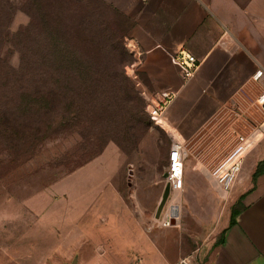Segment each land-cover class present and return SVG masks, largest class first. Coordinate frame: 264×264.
I'll return each mask as SVG.
<instances>
[{
    "label": "rangeland",
    "instance_id": "374dc122",
    "mask_svg": "<svg viewBox=\"0 0 264 264\" xmlns=\"http://www.w3.org/2000/svg\"><path fill=\"white\" fill-rule=\"evenodd\" d=\"M128 26L107 0H0L1 253L32 247L47 252L48 264L74 257L78 264H121L128 242L151 243L164 231L158 247L171 254L176 233L183 249L193 247L191 238L222 215L227 198L216 196V187L206 191L200 171L186 170L181 192H170L154 216L170 142L125 72ZM39 43L88 58L94 87L62 86L50 111L33 107L23 67ZM64 74L63 84L77 85ZM168 213L175 218L163 225Z\"/></svg>",
    "mask_w": 264,
    "mask_h": 264
},
{
    "label": "crops",
    "instance_id": "0c3cea01",
    "mask_svg": "<svg viewBox=\"0 0 264 264\" xmlns=\"http://www.w3.org/2000/svg\"><path fill=\"white\" fill-rule=\"evenodd\" d=\"M107 1L129 24L126 74L150 102L166 104L157 125L170 144L182 143L207 170L230 175L222 215L191 238L193 247L183 249L176 233L167 254L157 243L166 233L154 232L150 243L133 217L137 239L145 240L128 242L121 264H170L193 251L197 264H264V114L257 102L264 0ZM179 50L196 59L187 78L173 60ZM12 251L0 252V264H48L42 249Z\"/></svg>",
    "mask_w": 264,
    "mask_h": 264
},
{
    "label": "trees",
    "instance_id": "16d2710c",
    "mask_svg": "<svg viewBox=\"0 0 264 264\" xmlns=\"http://www.w3.org/2000/svg\"><path fill=\"white\" fill-rule=\"evenodd\" d=\"M34 45L29 48L27 53V67H23L27 69L28 96L33 107L50 111L53 98H56L55 95L59 94L62 86L67 88L68 92H72L74 89L94 87L88 58L85 60V57L78 56V54H75L74 57L64 56V53L58 52V46L55 44L50 46H44L41 43ZM63 73L77 85L63 84L61 82ZM123 78H126L124 74ZM71 102L73 104L74 100L72 99Z\"/></svg>",
    "mask_w": 264,
    "mask_h": 264
},
{
    "label": "built area",
    "instance_id": "2783aa9c",
    "mask_svg": "<svg viewBox=\"0 0 264 264\" xmlns=\"http://www.w3.org/2000/svg\"><path fill=\"white\" fill-rule=\"evenodd\" d=\"M173 60L180 66L182 77L187 78L192 74L193 69L196 67V59L195 57L184 51L179 50L173 56ZM262 77L263 89L258 98V104L262 113L264 114V76L261 73H257V77ZM166 109V104L163 101L156 100V102L151 101L146 106V110L151 120L155 124L160 123V116L163 114ZM186 170H198L201 174L197 176L202 186L206 185L207 187H216L219 192L216 190V196L221 195V200L225 198L226 191L228 189V182L230 179V175L221 176L220 170H210L208 171L205 167H203L197 160H195L192 156H190L184 146L180 142H172L170 144L169 153H168V165L165 176V183L169 184V190L171 193H180L183 185H184V176ZM196 174V172H194ZM194 174V175H195ZM193 175V176H194ZM196 176V175H195ZM206 189V191L210 192ZM195 251L179 258L177 261L170 264H197L195 255Z\"/></svg>",
    "mask_w": 264,
    "mask_h": 264
},
{
    "label": "water",
    "instance_id": "95a60500",
    "mask_svg": "<svg viewBox=\"0 0 264 264\" xmlns=\"http://www.w3.org/2000/svg\"><path fill=\"white\" fill-rule=\"evenodd\" d=\"M169 193H170L169 184L165 183L163 191H162V194H161L160 199L158 201V205H157L156 211H155V215H154L155 218H158L160 216V213H161V211H162V209L164 207V204H165L167 198L169 197ZM67 264H78L77 257H74L71 260V262H69Z\"/></svg>",
    "mask_w": 264,
    "mask_h": 264
},
{
    "label": "bare ground",
    "instance_id": "6f19581e",
    "mask_svg": "<svg viewBox=\"0 0 264 264\" xmlns=\"http://www.w3.org/2000/svg\"><path fill=\"white\" fill-rule=\"evenodd\" d=\"M171 213L175 217L179 214V200H178V197H176L175 203L171 207ZM170 217H172V216L168 213L161 223L163 225H169L170 224V220H169Z\"/></svg>",
    "mask_w": 264,
    "mask_h": 264
}]
</instances>
